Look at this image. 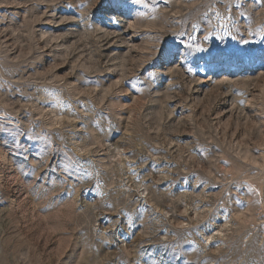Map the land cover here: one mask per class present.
<instances>
[{"label":"rangeland","instance_id":"rangeland-1","mask_svg":"<svg viewBox=\"0 0 264 264\" xmlns=\"http://www.w3.org/2000/svg\"><path fill=\"white\" fill-rule=\"evenodd\" d=\"M0 264H264V0H0Z\"/></svg>","mask_w":264,"mask_h":264}]
</instances>
